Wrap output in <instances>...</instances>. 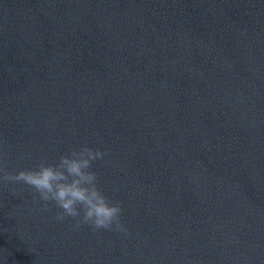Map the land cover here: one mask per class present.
<instances>
[{"label":"water","instance_id":"water-1","mask_svg":"<svg viewBox=\"0 0 264 264\" xmlns=\"http://www.w3.org/2000/svg\"><path fill=\"white\" fill-rule=\"evenodd\" d=\"M87 145L127 234L0 182V264H264V0H0V157Z\"/></svg>","mask_w":264,"mask_h":264},{"label":"clouds","instance_id":"clouds-1","mask_svg":"<svg viewBox=\"0 0 264 264\" xmlns=\"http://www.w3.org/2000/svg\"><path fill=\"white\" fill-rule=\"evenodd\" d=\"M104 152L81 145L59 156L55 162L42 158L32 169L9 171L0 157V182L24 184L38 194L43 208L54 205L55 219L71 218L73 230L87 225L94 232L113 231L127 234L121 221L122 206L110 199L98 186L92 170L94 162L103 160Z\"/></svg>","mask_w":264,"mask_h":264}]
</instances>
